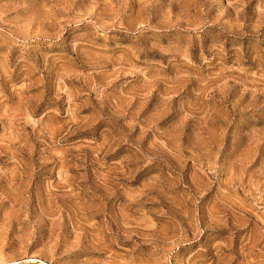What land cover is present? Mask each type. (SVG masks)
<instances>
[{"label":"rangeland","instance_id":"1","mask_svg":"<svg viewBox=\"0 0 264 264\" xmlns=\"http://www.w3.org/2000/svg\"><path fill=\"white\" fill-rule=\"evenodd\" d=\"M0 264H264V0H0Z\"/></svg>","mask_w":264,"mask_h":264}]
</instances>
